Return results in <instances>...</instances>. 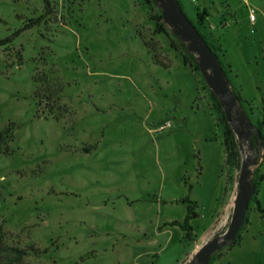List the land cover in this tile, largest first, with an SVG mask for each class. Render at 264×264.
Instances as JSON below:
<instances>
[{
  "label": "rangeland",
  "instance_id": "1",
  "mask_svg": "<svg viewBox=\"0 0 264 264\" xmlns=\"http://www.w3.org/2000/svg\"><path fill=\"white\" fill-rule=\"evenodd\" d=\"M177 1L192 22L206 8L207 31L225 49L218 54L226 75L245 100L234 107L254 126L264 100V0ZM51 2L44 22L0 46V131L10 130L0 143L6 244L28 251L19 264H184L226 228L247 139L240 132L238 161L225 163L211 91L183 65L186 51L170 47L178 40L171 30L154 31L155 1ZM41 11V0H0V38ZM141 37L168 66L152 61ZM35 66L60 82L55 105L33 97ZM252 152L251 181L264 174V146ZM253 196L264 208V180L239 244L221 247L208 264H264V215ZM184 197L196 203L189 238L163 225L183 219Z\"/></svg>",
  "mask_w": 264,
  "mask_h": 264
},
{
  "label": "trees",
  "instance_id": "2",
  "mask_svg": "<svg viewBox=\"0 0 264 264\" xmlns=\"http://www.w3.org/2000/svg\"><path fill=\"white\" fill-rule=\"evenodd\" d=\"M42 1V11L39 15L35 17H29L23 20L21 26L14 30L11 35L5 36L3 38H0V46H7L11 40L12 37L19 34L21 31L31 28L33 26L39 25L41 22H44L52 13H53V4L51 0H41ZM154 1V0H153ZM179 4V2H178ZM180 6V4H179ZM207 10L205 7H203L201 10L196 9L195 15H194V22L190 21L197 32L200 34L204 42L207 44V46L211 49L212 52L215 53L217 60L225 74L226 79L229 82L230 90L232 94H234L237 97V101L239 105L242 107L243 102L245 100L243 99L241 93H240V87L237 85H233L229 78L226 75L224 64L222 59L220 58V55L218 54L221 52V55L225 54V49L221 47V45L217 42L216 39H213L211 36V33L207 31V25H206V17H207ZM150 19H152L154 23V31L155 32H166V25L162 21L161 15H160V9L158 8L157 13L149 15ZM143 44L146 46V48L151 53L152 61L158 65H161L163 67H166L169 65V62L163 57H159V53L156 52V50L160 49L156 44L151 43V40H146L145 38L141 37ZM169 45L173 49L181 48L186 51L185 43L182 41L177 40L174 41L172 39L169 40ZM181 60L183 65L189 67V69L197 70L198 66L195 59V55L190 52H185L181 54ZM44 57L39 58V63L43 66L44 65ZM227 68H231V65L229 61L227 62ZM32 82L34 85L33 90V97L36 99H43L46 103L50 102L52 105H55V101L58 99V94L61 91V85L60 82H58L57 79L51 78V76L48 74L47 71L39 69L37 66L33 68V74H32ZM211 96L215 102L216 109L219 112V122H221L223 126V132H222V145L225 151V157L224 161L225 163H228L231 158L235 159L236 162L238 161L236 157L239 156V150L237 145V138L230 126V124L226 121L223 110L218 103V100L216 96L211 92ZM58 107V106H56ZM49 107V112L53 113V109L56 108ZM59 109V108H57ZM58 113L54 114V118H58ZM254 127L258 131V138L254 132L250 133V136L247 138L248 143H252L253 149H260L262 148L264 138H263V128H264V100L262 101L261 106V113L260 118L256 120ZM10 133L9 129H5L0 131V143L3 140V137L8 135ZM93 147V146H92ZM0 153H7L6 149L0 150ZM238 164V163H237ZM264 180V174L259 173L255 175V179L252 180L256 185H258L259 181ZM254 201L253 209L256 211L260 217L264 215V208L260 204V201L255 196L252 197ZM181 202L185 203V215L181 221L177 220H171L169 222L164 223L163 225H176L178 226L183 232L184 237L189 238L191 233V226L189 224V220L193 217L197 216V212L194 210L196 203L189 200L187 197H184L181 199ZM241 240L240 236H236L235 239L231 242L230 246L239 244ZM29 251L33 253H41L37 248H29ZM46 250H42V252H45ZM28 251H26L23 248H18L15 246H9L5 242V234L2 231L0 227V258L5 259V264H19L22 257L27 254Z\"/></svg>",
  "mask_w": 264,
  "mask_h": 264
},
{
  "label": "water",
  "instance_id": "3",
  "mask_svg": "<svg viewBox=\"0 0 264 264\" xmlns=\"http://www.w3.org/2000/svg\"><path fill=\"white\" fill-rule=\"evenodd\" d=\"M160 9L162 21L172 34L185 43L187 52L195 55L198 71L210 91L216 96L226 121L230 124L236 138L240 132L246 137L254 132L258 138L257 129L248 120L245 112L234 104L237 97L232 94L229 82L217 60L214 52L207 46L193 24L185 16L177 0H154ZM240 130V131H239ZM249 154L242 157L237 177V190L234 196L232 212L223 232L212 235L204 240L189 256L184 264H208L211 255L221 247L229 245L243 223L248 202L255 191V183L251 181V166L257 163L248 143Z\"/></svg>",
  "mask_w": 264,
  "mask_h": 264
},
{
  "label": "flooded vegetation",
  "instance_id": "4",
  "mask_svg": "<svg viewBox=\"0 0 264 264\" xmlns=\"http://www.w3.org/2000/svg\"><path fill=\"white\" fill-rule=\"evenodd\" d=\"M249 136H250V134L247 135L246 137L244 136V139H247ZM252 150H253V147H252ZM252 150H251V151H252Z\"/></svg>",
  "mask_w": 264,
  "mask_h": 264
}]
</instances>
